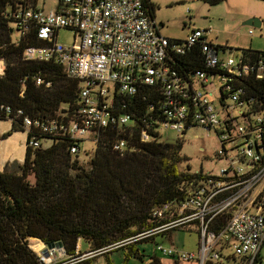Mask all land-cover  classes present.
I'll return each instance as SVG.
<instances>
[{"label": "built area", "instance_id": "1", "mask_svg": "<svg viewBox=\"0 0 264 264\" xmlns=\"http://www.w3.org/2000/svg\"><path fill=\"white\" fill-rule=\"evenodd\" d=\"M12 2L20 32L31 27L43 41L25 47L23 58L53 60L79 81L77 107L69 118L66 110L51 119L32 118L21 109L14 112L30 135L31 149L59 136L94 146L100 129L133 124L129 114L120 112L124 104L118 98L139 96L149 100L147 111L155 110L154 131L159 136L161 126L175 130L178 138L190 126L213 129L220 145L215 158L222 161L215 170L199 169L201 175L182 184L183 198L154 208V225L131 237L82 252L77 242L75 255L66 254L61 244L47 247L31 238L29 246L39 264H75L127 243L167 236L175 229L193 230L198 238L195 251L155 245L177 262L255 264L264 240V108L256 107L255 98L246 94L244 80L264 78V54L253 57L240 51L235 58L224 56L225 49L207 41L206 30L199 28L182 40L164 36L142 0ZM60 29L72 31L70 44L57 40ZM195 47L202 53L203 67L183 71L176 58ZM145 88L161 97L150 100V94H143ZM150 125L141 129V140L151 138ZM77 144L70 147L72 154L81 149ZM113 148L122 154L125 141H114ZM222 215L225 222L217 229L216 220Z\"/></svg>", "mask_w": 264, "mask_h": 264}, {"label": "trees", "instance_id": "2", "mask_svg": "<svg viewBox=\"0 0 264 264\" xmlns=\"http://www.w3.org/2000/svg\"><path fill=\"white\" fill-rule=\"evenodd\" d=\"M142 1L148 16L154 19V2ZM200 1L214 5L223 0ZM13 9L12 0H0V61H4L0 73V120L10 119L11 129L23 130L20 120L14 118L18 109L41 119L59 117L66 110L69 118L77 107L79 81L68 77L53 60L23 58L25 47L43 41L31 27L20 32ZM261 21L264 23V19ZM14 31L18 32L15 37ZM239 50L253 57L264 54L251 47ZM176 61L187 72L203 67L198 47L179 55ZM244 86L246 94L255 98L254 105L263 109L264 78L249 76ZM143 91L144 95L150 94V100L161 97L154 90ZM118 102L124 104L120 112L129 114L133 124L100 129L86 166L79 160V151L70 152L75 143L80 147V140L59 136L47 146L31 149L30 135H26L22 163L15 170L0 171V264H39L29 238H38L46 245L61 244L66 254L75 255L79 238L88 242V250H94L131 237L154 225V208L182 199V184L201 175L200 170H190L188 157L180 151V138L177 143L166 142L154 131L155 110L147 111L149 100L120 96ZM145 123L151 124L147 128L151 138L147 141L140 138ZM119 139L125 141L122 154L113 148V142ZM225 219L226 215L217 218V229ZM135 243L119 246L126 247L125 260L143 255ZM91 259L75 264H91ZM160 262L152 254L144 264ZM105 264H110L109 259Z\"/></svg>", "mask_w": 264, "mask_h": 264}, {"label": "rangeland", "instance_id": "3", "mask_svg": "<svg viewBox=\"0 0 264 264\" xmlns=\"http://www.w3.org/2000/svg\"><path fill=\"white\" fill-rule=\"evenodd\" d=\"M155 4L154 20L158 24L160 33L164 36L176 39H184L191 29L206 30V40L219 45H225L224 56L236 57L241 46L264 51V23L259 27L249 26L243 22L250 17L264 19V0H223L214 5H208L200 0H152ZM52 3V2H51ZM48 1V5L51 4ZM255 12V14H253ZM253 14V15H251ZM249 29L252 34L248 33ZM18 35L14 31L12 36ZM73 33L68 29H60L57 40L63 44H70ZM242 44V45H237ZM4 67V61H0V73ZM228 101V100H227ZM9 132V133H8ZM8 133V134H7ZM161 139L178 138V133L169 128L159 129ZM181 153L188 157L187 164L191 171L199 169H217L222 161L215 158V152L220 147L215 131L205 129L200 125L190 126L179 137ZM51 141L44 139L42 146H47ZM78 157L86 166L92 153L93 143L81 142ZM26 149V132L20 129H11L10 119L0 120V171L15 170L24 158ZM184 167V163L181 168ZM31 179V178H30ZM171 238L157 234L147 240L136 242L134 246L143 255L139 258L131 256L124 259L126 247H117L104 254H98L91 259V264H105L109 259L110 264H144L149 255L155 254L160 258V264H191L190 262H177L172 257L162 255L155 249L156 244L168 246L175 244L180 249L195 251L197 249V234L193 230L175 229ZM29 238V243H31ZM80 251L89 249L88 242L78 239ZM259 260L255 264H264V240L259 250Z\"/></svg>", "mask_w": 264, "mask_h": 264}, {"label": "water", "instance_id": "4", "mask_svg": "<svg viewBox=\"0 0 264 264\" xmlns=\"http://www.w3.org/2000/svg\"><path fill=\"white\" fill-rule=\"evenodd\" d=\"M261 19H259L258 17H250L247 18L243 23L249 26H255V27H259L261 25ZM166 142H170V143H177L178 139L177 138H166L165 139ZM52 244L47 245V247H50ZM43 253H46V250H43Z\"/></svg>", "mask_w": 264, "mask_h": 264}, {"label": "crops", "instance_id": "5", "mask_svg": "<svg viewBox=\"0 0 264 264\" xmlns=\"http://www.w3.org/2000/svg\"><path fill=\"white\" fill-rule=\"evenodd\" d=\"M253 14H255V12H254ZM253 14H251V15H253ZM158 25L161 26L162 23L159 22ZM158 30H159V29H158ZM159 32H160V30H159ZM216 43L219 44V42H216ZM220 45H221V44H220ZM237 45H242V44H237ZM241 47H251V46H244V45H242ZM251 48H252V47H251ZM253 49H255V48H253ZM171 234H172V232H171L170 234H168L166 237H167V238H171V236H172ZM174 245H175V244H174ZM191 264H192V263H191Z\"/></svg>", "mask_w": 264, "mask_h": 264}]
</instances>
